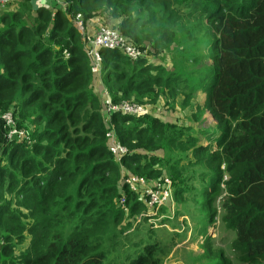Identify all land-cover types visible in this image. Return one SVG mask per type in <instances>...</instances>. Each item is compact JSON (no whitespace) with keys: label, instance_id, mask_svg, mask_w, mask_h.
<instances>
[{"label":"trees","instance_id":"trees-1","mask_svg":"<svg viewBox=\"0 0 264 264\" xmlns=\"http://www.w3.org/2000/svg\"><path fill=\"white\" fill-rule=\"evenodd\" d=\"M59 2L0 8V264H104L101 244L147 210L130 175L169 177L186 210L201 196L208 222L220 215L235 233L233 259L264 264V0ZM97 26L148 49L136 60L99 49L112 100L143 103L142 115L105 118L86 52ZM163 50L173 65L152 60ZM159 104L188 120L152 113ZM205 111L212 127L201 125ZM5 112L29 130L28 144L6 136ZM111 125L127 147L120 162L105 138ZM211 241L202 246L233 264ZM158 249L143 245L129 264H162Z\"/></svg>","mask_w":264,"mask_h":264},{"label":"rangeland","instance_id":"rangeland-1","mask_svg":"<svg viewBox=\"0 0 264 264\" xmlns=\"http://www.w3.org/2000/svg\"><path fill=\"white\" fill-rule=\"evenodd\" d=\"M40 4L46 5L48 3H53V0H40ZM60 3V2H59ZM56 6H58V4ZM10 5L3 9V11H10ZM0 11H2L0 9ZM95 30L90 31V34L93 35ZM84 32V29L83 31ZM209 40L208 36L205 37V42L207 43ZM167 52V51H166ZM164 50L159 52L154 56L155 64L170 66L172 64V55L167 54ZM97 81L94 83V88L99 87V90L105 86L108 88L110 82L107 79H104L103 76L99 74L96 75ZM201 91H197V95H200ZM180 95H177L176 98H179ZM162 98V101H164ZM129 100V99H125ZM133 101V100H131ZM179 100H177L178 102ZM136 102V101H134ZM139 103V102H136ZM145 106L146 111L148 110L147 106L143 103H140ZM165 108V109H164ZM164 110V112H162ZM152 113H163L164 117L168 119H173L176 116H180L182 111L179 105H176L173 109L166 108L163 104H159L155 106ZM183 118L181 122L184 124L185 119L188 120L186 113H182ZM204 122L201 125L205 127H212L214 124L213 118L208 111H205L203 114ZM195 132H197L195 127ZM208 135V134H207ZM207 135L202 134L200 136V140L202 143H206L204 138ZM164 176V175H163ZM171 181V180H170ZM174 198V195H173ZM201 196L197 197V201L194 200L188 203V210L185 209L186 204L179 203L176 205L173 212V217L169 218L172 213H165L166 211L171 210L170 203L168 201L164 202V204L159 208V212L157 215H154V218L163 215L158 220L151 219L150 221L147 218H142L141 221L134 224L130 229V233L127 235L120 234L118 237V241L116 243L110 244H101V250L104 252L103 263L104 264H129L132 258H135L143 245L147 243L157 242L159 244V249L155 256H158L162 259V264L166 260V264H169L171 261L175 264H224V261L216 254L210 252L209 248L206 249L202 246L205 236L210 235L211 243L210 248L221 247L224 250V254L231 259H233V252L230 248V241L234 238L235 233L232 230H227L223 227V225L219 221V216L215 218L214 223L208 222V214L204 208V202ZM202 202L199 204L198 202ZM165 213V214H163ZM185 214L191 226V239L182 238L181 234L186 233V228L181 229L180 226L174 224V222L181 215ZM166 217V218H165ZM163 218V219H162ZM169 218V219H168ZM162 219V220H161ZM161 220V221H160ZM148 222H152V229L148 227ZM185 222V221H184ZM164 223V226L162 224ZM185 224V223H184ZM172 225H175L176 228L180 229L181 233L172 231ZM156 226V227H155ZM171 228V229H170ZM200 228V229H199ZM196 234L197 242L192 239V235ZM201 234V236H199ZM195 242V244H194ZM196 246V247H194ZM233 264H241L233 259Z\"/></svg>","mask_w":264,"mask_h":264},{"label":"built area","instance_id":"built-area-1","mask_svg":"<svg viewBox=\"0 0 264 264\" xmlns=\"http://www.w3.org/2000/svg\"><path fill=\"white\" fill-rule=\"evenodd\" d=\"M11 1L12 0H0V8H7ZM31 1L34 3V5H43L40 4V0ZM59 1L60 0H53V2L57 3ZM50 4L51 3H48L44 6L48 7ZM74 23L77 29L82 32L84 24L80 13L75 15ZM100 48H106L110 50L118 49L131 60L147 58L149 56L148 49L146 47H139L128 42L127 39L117 30L106 26H99L95 30L86 48V52L90 61V71L94 75L99 74L103 67L102 55L99 51ZM101 98L105 118L107 121H110L112 115L115 112L132 116H139L146 112L145 106L131 100L123 99L118 102H114L111 98L108 88L105 86L101 90ZM1 117L7 126L6 136L8 138L23 140L27 144L31 141L29 130L16 126L15 119L10 112L3 113ZM105 138L107 140L108 150L114 156L116 161L120 162L121 158L127 153V147L118 140L112 125L105 131ZM126 182L132 191L139 192L147 209L145 212H142L138 215L137 222L141 221L142 218H147L149 221L151 219L158 220L161 215L155 218L154 215L158 214L159 208L164 204V202L168 201L171 207L174 204L173 188L169 177H164L161 181L151 184L144 176L130 175L126 178ZM148 223L151 224L152 222ZM179 226L181 229L186 228L187 234L191 233V226L186 216H182Z\"/></svg>","mask_w":264,"mask_h":264},{"label":"crops","instance_id":"crops-1","mask_svg":"<svg viewBox=\"0 0 264 264\" xmlns=\"http://www.w3.org/2000/svg\"><path fill=\"white\" fill-rule=\"evenodd\" d=\"M98 27H99V26H97L96 29H97ZM96 29H95V30H96ZM95 78H96V76H95ZM95 78H94V82L96 81ZM174 208H175V202H174V204L172 205L171 210H170V211H166L165 213H168V212H169V214H170V213H173V212H174ZM165 213H163V214H165ZM173 215H174V214H173ZM173 215H172V216H168V215H167V217L171 218V217H173ZM162 216H163V215H161L160 218H161ZM182 216H186V215H185V214L181 215L179 218H177V220L174 222V224H177V223H178V225H180ZM186 217H187V216H186ZM165 218H166V217H165ZM169 218H168V219H169ZM162 219H163V218H162ZM162 219H161V220H162ZM171 219H172V218H171ZM187 219H188V217H187ZM161 220H160V221H161ZM188 220H189V219H188ZM162 226H164V223L162 224ZM172 228H173L172 231H174V232H178V233H181L180 229H178L179 227L176 228L175 225H172ZM170 229H171V228H170ZM199 229H200V228H199ZM190 235H191V233H190V234H187V233H183V234H181L182 238L184 239L183 241H185L186 239H189ZM199 236H201V234H200ZM197 238H198V236L196 237V234H193V235H192V239H194L195 242H197ZM190 239H191V237H190ZM195 242H194V244H195ZM194 247H196V246H194ZM163 264H166V260H165V262H164ZM169 264H175V263L171 261Z\"/></svg>","mask_w":264,"mask_h":264}]
</instances>
